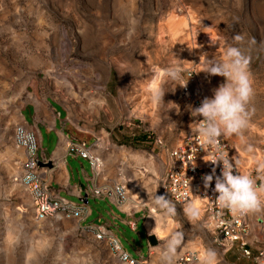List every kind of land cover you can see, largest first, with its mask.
Here are the masks:
<instances>
[{"label": "rangeland", "instance_id": "374dc122", "mask_svg": "<svg viewBox=\"0 0 264 264\" xmlns=\"http://www.w3.org/2000/svg\"><path fill=\"white\" fill-rule=\"evenodd\" d=\"M179 23L187 26L184 42L175 33ZM237 34L243 37L239 43L233 39ZM229 45L250 59V108L255 111L243 142L236 136L225 140L236 160L239 153L249 163L263 149L264 0H0V264H121L105 243L94 240L86 227L90 223L107 225L130 255L137 257L138 249L147 255L142 225L135 231L121 224L113 228L103 221L109 205L100 199L87 200L91 214L83 223L56 215L35 220L29 197L13 183L24 159L13 144L15 127H26L20 116L24 104L48 96L65 108V135L87 143L93 136L103 138L99 153L105 172L99 183L129 178L125 181L133 186L136 179L144 199L161 196L163 151L175 147L196 119L189 111L192 105L177 98L180 86L187 83L192 96L211 98L225 78L202 70L206 59L221 57ZM169 69L179 70L177 79L166 74ZM153 84L164 93L159 103L152 100ZM55 102L52 106L63 118ZM40 133L43 154L51 161V167L48 161L40 167L50 185L56 163L49 155L58 136L42 127ZM80 164L88 173L85 161L67 158L75 179L82 175ZM242 172L253 180L259 175L256 170ZM129 197L137 198L131 191ZM152 208L135 214L150 234L147 264H158L163 241L176 231L184 234L179 257L186 251L197 255L190 264H199L206 249L216 251L217 264H252L236 249L220 254L202 215L190 220L175 206L169 223L154 226L148 223L154 222Z\"/></svg>", "mask_w": 264, "mask_h": 264}, {"label": "built area", "instance_id": "2783aa9c", "mask_svg": "<svg viewBox=\"0 0 264 264\" xmlns=\"http://www.w3.org/2000/svg\"><path fill=\"white\" fill-rule=\"evenodd\" d=\"M183 85L178 91V100L189 102L193 108L199 107L202 99L192 96L189 85ZM201 119L202 117H196L192 130L175 147L163 151L164 172L160 180L162 193L182 211L192 199L198 201L204 227L210 234L211 243L220 254L225 255L236 249L252 264H264V209L256 220H253L254 213L234 217L227 209H221L216 202L218 193L214 191L215 176L211 185L207 189L204 187L203 177L211 175L214 167L215 175H221L223 165L222 163L213 165L209 161L214 158L215 150L202 145L200 141L196 132L198 127L196 122ZM65 137L68 141L66 156L86 161L91 171L90 185L82 198L100 199L113 205L126 216L127 226L135 231L134 215L145 206L142 208L130 206L129 189L125 182L116 180L110 184L99 183L105 172V163L99 153L104 149L103 138L93 136V142L87 143L68 135ZM14 143L17 148L23 150L24 159L19 163L18 173L13 176V182L19 185L29 197L34 218L42 222L56 215L79 223L85 222L91 214L88 204L74 203L60 197L58 192L44 179L39 163L43 166L48 160L39 147L36 131L27 126L17 125L14 130ZM220 145L221 151L226 154L230 162L235 164L237 171L243 174V170L247 172L256 170L259 174L254 180L256 185L264 183V178H262L264 172L258 171V165L264 163V138L263 149L256 154V160L253 158L247 163L246 159L238 153V158L243 159L245 166L240 164L239 159H235V154L225 137H221ZM233 174H237L235 168ZM260 199L264 201V194H261ZM174 217L175 215L170 218ZM86 227L94 240L105 243L111 254L121 264H147L146 258L130 255L107 225L90 223ZM195 259H197L195 252H187L179 257L178 263L190 264Z\"/></svg>", "mask_w": 264, "mask_h": 264}, {"label": "clouds", "instance_id": "9594fccd", "mask_svg": "<svg viewBox=\"0 0 264 264\" xmlns=\"http://www.w3.org/2000/svg\"><path fill=\"white\" fill-rule=\"evenodd\" d=\"M233 39L239 43L243 37L237 34ZM249 64V57L240 48L231 45L226 47L221 57L206 59L202 71L208 76H222L225 82L213 90L211 98H204L199 107L189 106L192 117H202L196 122V132L202 145L215 150L214 158L209 161L213 165H223L221 175H215L214 167L211 175L203 177L204 187L207 189L215 176L214 191L218 193L216 202L221 209H227L234 217L264 209V201L260 199L261 194H264V183L257 186L250 175L237 171L235 164L221 151L220 145L221 137L236 136L242 142L245 140L244 132L249 128L251 116L255 111L250 108L254 88ZM178 71L169 69L166 74L177 79ZM163 96L164 93L160 90L152 92L154 103H159ZM234 168L237 174H233ZM258 171L264 172V163L258 165ZM150 202L158 213V216L149 215L155 219L156 224L165 226L167 219L176 214L175 205L166 196L153 194ZM184 210L190 220L199 219V209L195 202L186 204ZM183 246L184 234L181 231L170 234L163 241L158 264H178ZM198 260L199 264H217V253L213 249H206Z\"/></svg>", "mask_w": 264, "mask_h": 264}, {"label": "crops", "instance_id": "0c3cea01", "mask_svg": "<svg viewBox=\"0 0 264 264\" xmlns=\"http://www.w3.org/2000/svg\"><path fill=\"white\" fill-rule=\"evenodd\" d=\"M52 102H55V101L52 100L48 96H44L43 99L41 97H38V98L36 97L35 102H32V101L27 102L26 104H24L22 106V108L20 110V116H21L23 123L27 127L33 128L34 130H36L37 136H38V141H39V147L41 148V150L43 152H44V150L42 149L43 139H42L41 133H40L41 127L46 132H49V133L54 132L57 136L60 135L59 134L60 131L64 134H67V133H65V132H67V129H66L67 124L65 122V119H66L65 108L63 107L62 104L55 102L64 111V117L62 118L60 111L52 106ZM24 112H26V115L24 114ZM58 141H59V136H58ZM58 141H57V145H58ZM56 149H57V146L52 151V153L49 155V157H50L49 159H52L55 163H56V158L54 157L55 156L54 153L57 151ZM67 158H68V156H66V154H65L64 163H65V173L67 175V180L64 181V178L63 177L61 178V175H63V173L61 174L62 171H60L58 169L57 164H56L55 165L56 166V173L54 174L55 175L54 180L50 183V185L52 188H54L58 192L60 197L65 198L67 200H69L68 197H75V198L79 199V203L80 202L86 203L85 199L82 197L85 195V190L90 185V179H91L90 168H89V171L87 173L86 170L84 169L83 164H80V169H81L82 175H80L78 173L77 179H75L74 171L69 170L67 167ZM76 160H79V159H76ZM163 172H164V167H163ZM57 174H58V176H56ZM243 174H244V172H243ZM162 175H163V173H162ZM82 180L85 182V185L82 184ZM69 201H71V200H69ZM86 204H88V203H86ZM108 205H109L108 210H107V217L108 218L103 220V221L112 222L113 228H119L118 227L119 224L127 226L126 216L123 213H121L119 210H117L113 205H111L109 203H108ZM258 213L259 212L254 213L253 220L258 219L257 216L261 214V213H259V214ZM103 221L100 217L98 218V222H103ZM134 221L136 222V228H137L138 224L142 225L143 231L145 232V235H146V241H147V255H146V257L143 256V254L141 253V250H139V249L135 250V253H136L137 257L147 258V257H149L150 249L153 248L151 242L148 240V237H150V234L146 229L145 223L140 221L139 216L135 217V215H134ZM187 252H191V251H186L183 254H185ZM226 262H228V264L234 263V262H230V261H226ZM151 264H152V262H151Z\"/></svg>", "mask_w": 264, "mask_h": 264}, {"label": "bare ground", "instance_id": "6f19581e", "mask_svg": "<svg viewBox=\"0 0 264 264\" xmlns=\"http://www.w3.org/2000/svg\"><path fill=\"white\" fill-rule=\"evenodd\" d=\"M186 25L184 24V23H179V24H177L176 25V28H175V33L177 34V33H179V34H181L182 35V39L180 40L181 42H184L187 38H188V34H187V31H186ZM159 73V72H158ZM160 73H162V72H160ZM160 75H162V74H160ZM159 75V76H160ZM152 90L154 91V90H156V85H152ZM143 109V108H142ZM142 112V111H141ZM24 127V126H23ZM60 135H58L59 136V141H58V146H57V151L54 153L55 154V158H56V164H57V167H58V169L60 170V171H62V173H64L63 175H61V178L63 177L64 178V181H66L67 180V175H66V173H65V163H64V156H65V151H66V147H67V139H66V137H65V135L60 131V133H59ZM260 138H261V133H260ZM13 144H14V146H15V143H14V138H13ZM16 147V146H15ZM17 148V147H16ZM18 150H20V151H23L22 149H19L18 148ZM133 158H135V160H137L138 162H140L141 161V158H140V156H138V155H136V156H134ZM19 166V165H18ZM18 166L16 167V171H15V174H14V176L18 173ZM4 174H5V172H4ZM7 174V173H6ZM5 174V175H6ZM125 180H127V179H125V178H121V179H119V181H123V182H125L127 185H128V189H129V191H131L132 193H134L135 194V196H137V198H133V199H131L130 197H129V204H130V206H134L135 208H142V207H144V206H151V198H148V199H144V197H143V194H142V191L140 190V187H139V185L137 184V182H136V179H135V183H136V185H133V186H131V185H129V182H127V181H125ZM14 183V182H13ZM15 184V183H14ZM17 185V184H16ZM19 186V185H18ZM20 187V186H19ZM144 200V201H143ZM145 202L144 204H142L141 202ZM149 201V202H148ZM148 202V203H147ZM190 202H195V204H196V206H197V208L199 209V203H198V201L196 200V199H192ZM136 205H140L139 207H137ZM31 208H32V206H31ZM185 209V208H184ZM184 211V213H185V210H183ZM32 212H33V209H32ZM150 215H152V216H158V213H157V211L156 210H154V209H151L150 210ZM199 215H201V211H200V209H199ZM33 216H34V214H33ZM170 218V217H169ZM170 219H172V218H170ZM36 220V219H35ZM37 221V220H36ZM153 223L151 222V220H149L148 221V223H151V224H154V223H156L155 222V219L153 218ZM38 222H40V221H38ZM166 223H169L168 221L166 222ZM157 226H161L159 223H157L156 224ZM154 226H155V224H154Z\"/></svg>", "mask_w": 264, "mask_h": 264}, {"label": "water", "instance_id": "95a60500", "mask_svg": "<svg viewBox=\"0 0 264 264\" xmlns=\"http://www.w3.org/2000/svg\"><path fill=\"white\" fill-rule=\"evenodd\" d=\"M42 164L39 163V166H41ZM48 167H51V161L49 160L48 163L46 164ZM85 202L87 203V199H85Z\"/></svg>", "mask_w": 264, "mask_h": 264}]
</instances>
